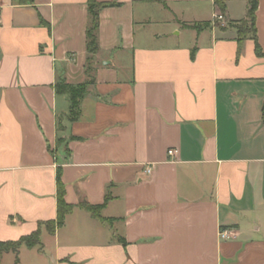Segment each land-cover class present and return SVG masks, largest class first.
<instances>
[{"label": "crops", "instance_id": "1", "mask_svg": "<svg viewBox=\"0 0 264 264\" xmlns=\"http://www.w3.org/2000/svg\"><path fill=\"white\" fill-rule=\"evenodd\" d=\"M96 1L0 0V264H264V0Z\"/></svg>", "mask_w": 264, "mask_h": 264}, {"label": "trees", "instance_id": "2", "mask_svg": "<svg viewBox=\"0 0 264 264\" xmlns=\"http://www.w3.org/2000/svg\"><path fill=\"white\" fill-rule=\"evenodd\" d=\"M258 0H249V7L247 10V19L243 20L237 26L239 36L243 37L248 32L254 36L255 39V11L257 7ZM88 8H89V23L86 30V46L87 52L89 54H93L97 51V42H96V30L98 27V12L100 9L109 6H115L118 3H106V2H97L96 0H87ZM215 4L220 7H223V2L221 0H215ZM189 28H193L196 30H200L209 26L208 22L203 23H193L189 25H184ZM256 41V40H255ZM255 52L258 55H264L258 43H255ZM193 52L191 53V57H193ZM89 82H85L79 84L77 86H71L66 84L63 80L58 81V91L66 92L69 94L70 98V115L71 118L74 119L78 115V106L81 98L83 97L85 88ZM108 198H105V201L99 205H90L84 202H81L80 205L84 207L93 217L103 220L104 218L101 216V209L104 207ZM72 209V205L67 203L64 199V185L60 179V172L57 173V216L54 220H49L44 222V225L47 231L50 234H53L55 229L61 226L64 223L65 216ZM40 226V224H39ZM40 228H37L33 232L28 235H24L15 241H0V255L5 252H14L17 253L18 249L21 245H25L27 247H34L40 245Z\"/></svg>", "mask_w": 264, "mask_h": 264}, {"label": "built area", "instance_id": "3", "mask_svg": "<svg viewBox=\"0 0 264 264\" xmlns=\"http://www.w3.org/2000/svg\"><path fill=\"white\" fill-rule=\"evenodd\" d=\"M216 19L221 26H224V22L222 21V16L219 15L216 17ZM174 152H175V150H173V149L168 150V154H170V155L174 154ZM148 171H149V168L147 169V172ZM219 236L221 239H230V238L235 237L234 234L230 230L224 229V228H222L220 230Z\"/></svg>", "mask_w": 264, "mask_h": 264}]
</instances>
